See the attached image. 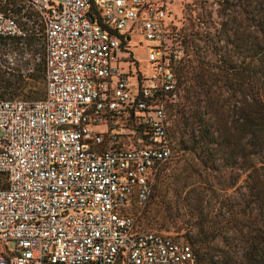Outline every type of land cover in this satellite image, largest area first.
I'll return each instance as SVG.
<instances>
[{"label": "built area", "instance_id": "1", "mask_svg": "<svg viewBox=\"0 0 264 264\" xmlns=\"http://www.w3.org/2000/svg\"><path fill=\"white\" fill-rule=\"evenodd\" d=\"M15 1L19 14L0 0V39L23 42L31 9L45 89L0 98V264H197L189 242L140 229L132 212L172 156L182 46L165 0ZM133 32L152 42L149 69Z\"/></svg>", "mask_w": 264, "mask_h": 264}, {"label": "rangeland", "instance_id": "2", "mask_svg": "<svg viewBox=\"0 0 264 264\" xmlns=\"http://www.w3.org/2000/svg\"><path fill=\"white\" fill-rule=\"evenodd\" d=\"M165 7L172 27L186 38L184 58L196 69L208 65L215 70L217 54L209 37L221 20L218 0H165ZM206 31L211 34L206 35ZM130 45L139 68L149 69L146 52L152 42L133 32ZM129 81L133 83L134 77ZM44 89L42 38L0 44V98H37ZM196 91L199 89L192 81H183L172 102H167L172 156L158 171L149 201L143 209L133 206L132 212L140 229L189 242L200 252L211 247L220 253L226 243L238 241L240 230L254 231L259 221L247 178L250 170L244 171L247 160H240L242 166H236L220 158L219 153L212 158L208 149L195 142L190 129L179 123L181 111L195 119L190 97H196ZM235 97L241 95L235 96L225 85L217 111L227 120L235 117ZM3 179L0 177V185ZM215 245L217 248H212ZM8 247L13 249V243Z\"/></svg>", "mask_w": 264, "mask_h": 264}, {"label": "trees", "instance_id": "3", "mask_svg": "<svg viewBox=\"0 0 264 264\" xmlns=\"http://www.w3.org/2000/svg\"><path fill=\"white\" fill-rule=\"evenodd\" d=\"M10 2L11 11L19 14L16 1ZM218 3L217 15L221 20L209 37L217 54L213 65L215 70L208 65L196 69L189 59L184 58L186 38L180 31L182 55L175 66L177 82L174 91L168 95L173 94V100L178 84L187 80L199 89L196 97H190V110L196 115L195 119H189L188 114L181 111L179 123L190 129L195 142L208 149L212 158L219 153L220 158L228 159L236 166H242L240 160H247L244 171L250 170L247 178L259 223L254 231L240 230L238 241L226 243V247L219 249L220 253L211 247L202 252L192 249L197 264H264V0H218ZM26 16L23 21L27 30L25 39L29 43L35 37L42 38L34 34L37 19L29 22L36 17L31 9ZM205 34L211 33L206 31ZM13 42L20 40L0 39V44ZM225 85L235 96L241 95L235 97V117L230 120L217 111ZM43 96L44 92L40 97L30 99ZM172 100H166V105ZM202 109L208 111L205 113ZM168 131L172 146L169 119Z\"/></svg>", "mask_w": 264, "mask_h": 264}]
</instances>
